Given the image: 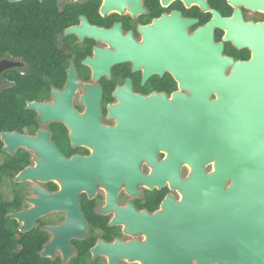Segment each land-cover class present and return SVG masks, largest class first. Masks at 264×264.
I'll return each instance as SVG.
<instances>
[{
  "label": "flooded vegetation",
  "instance_id": "af4514ba",
  "mask_svg": "<svg viewBox=\"0 0 264 264\" xmlns=\"http://www.w3.org/2000/svg\"><path fill=\"white\" fill-rule=\"evenodd\" d=\"M205 1L201 6L127 0L118 8L106 0H0V95L13 92L18 98L11 129L0 135V228L9 230L11 264H141L120 248L145 243V221L165 214L166 202L180 203L183 195L169 181L161 187L116 174L125 168L116 157L125 153L100 149L96 142L109 140L119 128L115 109L141 105L123 103L117 96L121 90L146 100L147 107L154 97L173 103L177 94L191 96L172 71L161 72L143 57L151 40L166 42L176 28L194 36L212 23L214 13L226 20L239 10L245 23H264L263 11L229 0ZM226 35L214 27L223 55L249 61L252 52L238 49ZM23 93L24 101L19 100ZM40 107L56 108L62 116L46 119ZM4 134L27 138L31 145L16 143L6 151ZM43 144L72 176L21 180L40 163L53 166L43 156L49 152L38 149ZM167 158L166 151L157 150L154 162L141 159V175L151 178ZM205 168L210 174L214 164ZM191 172L188 165L180 168L184 179Z\"/></svg>",
  "mask_w": 264,
  "mask_h": 264
},
{
  "label": "water",
  "instance_id": "95a60500",
  "mask_svg": "<svg viewBox=\"0 0 264 264\" xmlns=\"http://www.w3.org/2000/svg\"><path fill=\"white\" fill-rule=\"evenodd\" d=\"M14 1V0H11ZM127 0H106L108 7L122 8ZM137 4V0H128ZM206 5L205 0H184ZM236 7L264 12V0H229ZM212 23L194 36L176 28L166 42L151 40L144 51L147 62L159 71L170 70L191 96L134 98L125 90L117 96L122 102L134 101L137 107L115 109L117 130L109 140L96 142L100 149L124 152L116 158L133 182L150 185L169 181L183 200L170 198L165 214L145 221L141 229L147 240L121 247L124 257L141 264H264V23H245L238 10L231 19L218 13ZM214 27L226 31V41L238 49H249V61H235L223 55V44L213 39ZM216 95V100L212 96ZM98 99V94L96 98ZM46 119L60 118V110L40 107ZM70 116V114H69ZM3 140L13 151L15 144L31 145L27 138L4 134ZM37 171L27 170L22 179H64L72 173L48 144ZM164 150L168 158L154 175L146 179L139 170L141 159L155 160V152ZM214 171L206 173V166ZM188 165L189 178L180 168ZM231 181L227 187L225 183Z\"/></svg>",
  "mask_w": 264,
  "mask_h": 264
},
{
  "label": "trees",
  "instance_id": "16d2710c",
  "mask_svg": "<svg viewBox=\"0 0 264 264\" xmlns=\"http://www.w3.org/2000/svg\"><path fill=\"white\" fill-rule=\"evenodd\" d=\"M22 96L23 98H19V100L24 101V99H26L25 93H23ZM17 100L18 98L13 92L0 95V135L3 131L11 129L10 123L17 114V108L15 106ZM1 147L2 143L0 141V149ZM4 219L5 213L1 215V221L4 222ZM0 237V264H11L9 253L11 248V237L9 236V230L4 225L0 228Z\"/></svg>",
  "mask_w": 264,
  "mask_h": 264
}]
</instances>
